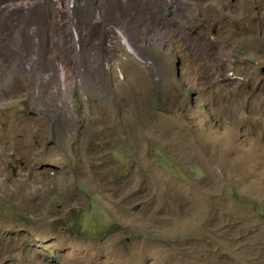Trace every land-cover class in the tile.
I'll list each match as a JSON object with an SVG mask.
<instances>
[{
	"label": "rangeland",
	"instance_id": "374dc122",
	"mask_svg": "<svg viewBox=\"0 0 264 264\" xmlns=\"http://www.w3.org/2000/svg\"><path fill=\"white\" fill-rule=\"evenodd\" d=\"M0 264H264V0H0Z\"/></svg>",
	"mask_w": 264,
	"mask_h": 264
},
{
	"label": "water",
	"instance_id": "95a60500",
	"mask_svg": "<svg viewBox=\"0 0 264 264\" xmlns=\"http://www.w3.org/2000/svg\"><path fill=\"white\" fill-rule=\"evenodd\" d=\"M173 14H174V11H173V9H169V17L171 18L172 16H173Z\"/></svg>",
	"mask_w": 264,
	"mask_h": 264
},
{
	"label": "bare ground",
	"instance_id": "6f19581e",
	"mask_svg": "<svg viewBox=\"0 0 264 264\" xmlns=\"http://www.w3.org/2000/svg\"><path fill=\"white\" fill-rule=\"evenodd\" d=\"M129 48H130V52H132V53H134L135 54V51L132 49V47L129 45ZM136 55V54H135ZM136 57H138L137 55H136Z\"/></svg>",
	"mask_w": 264,
	"mask_h": 264
}]
</instances>
